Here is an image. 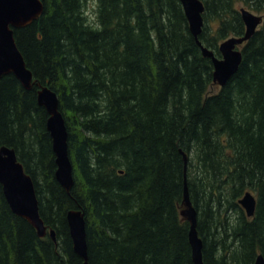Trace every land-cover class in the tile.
Masks as SVG:
<instances>
[{
	"label": "trees",
	"instance_id": "obj_1",
	"mask_svg": "<svg viewBox=\"0 0 264 264\" xmlns=\"http://www.w3.org/2000/svg\"><path fill=\"white\" fill-rule=\"evenodd\" d=\"M41 1L38 18L13 28L35 82L0 76V147L31 175L55 241L11 209L0 182V264H81L66 220L74 207L89 264H194L184 179L205 264L264 256V0H202L198 38L215 55L244 33L241 6L263 16L223 85L180 0H94L92 20L85 0ZM38 83L57 93L65 119L69 190L55 177ZM246 190L250 216L238 203Z\"/></svg>",
	"mask_w": 264,
	"mask_h": 264
},
{
	"label": "water",
	"instance_id": "obj_2",
	"mask_svg": "<svg viewBox=\"0 0 264 264\" xmlns=\"http://www.w3.org/2000/svg\"><path fill=\"white\" fill-rule=\"evenodd\" d=\"M188 21L190 32L194 35L203 55L211 58L213 82L223 85L237 70L242 59L240 45L247 40L262 21V14L241 6L239 8L245 25L243 34L229 35L218 44L220 55L205 46L198 38L203 25L202 0H180ZM43 10L41 0H0V76L12 72L26 88H31L35 79L31 69L16 44L14 27L30 23L39 17ZM36 89L37 103L44 106L48 116L46 127L51 136V143L55 153V177L69 190L73 184L72 163L67 144V130L65 119L58 106L57 93L47 85L38 83ZM186 163V154L183 153ZM186 165V164H185ZM0 182L6 200L11 209L24 216L36 228L38 235L44 236L47 227L40 214L38 199L31 175L25 170L23 163L17 158L13 147H0ZM183 203L181 210L189 221L188 240L191 247V257L194 264H205L202 258V240L196 228L197 212L189 199L188 188L184 179ZM238 203L244 208L247 215L255 210L256 197L250 190H246L239 198ZM66 220L72 239L73 249L83 258L81 264L88 263L85 216L79 207L70 208L66 212ZM50 237L55 241V231L49 228ZM253 264H264V256L257 253Z\"/></svg>",
	"mask_w": 264,
	"mask_h": 264
},
{
	"label": "rangeland",
	"instance_id": "obj_3",
	"mask_svg": "<svg viewBox=\"0 0 264 264\" xmlns=\"http://www.w3.org/2000/svg\"><path fill=\"white\" fill-rule=\"evenodd\" d=\"M94 6H95L94 0H85L83 10H84L86 16L90 19L95 17Z\"/></svg>",
	"mask_w": 264,
	"mask_h": 264
},
{
	"label": "bare ground",
	"instance_id": "obj_4",
	"mask_svg": "<svg viewBox=\"0 0 264 264\" xmlns=\"http://www.w3.org/2000/svg\"><path fill=\"white\" fill-rule=\"evenodd\" d=\"M262 23V22H261ZM258 28V27H257ZM48 114V113H47ZM48 116V115H47ZM45 125H46V123H45ZM46 129H47V127H46ZM48 130V129H47ZM48 132H49V130H48ZM51 147H52V143H51ZM52 150H53V147H52Z\"/></svg>",
	"mask_w": 264,
	"mask_h": 264
}]
</instances>
